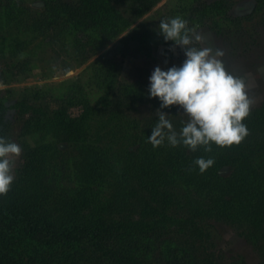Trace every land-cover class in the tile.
<instances>
[{
    "label": "rangeland",
    "instance_id": "374dc122",
    "mask_svg": "<svg viewBox=\"0 0 264 264\" xmlns=\"http://www.w3.org/2000/svg\"><path fill=\"white\" fill-rule=\"evenodd\" d=\"M64 3L79 7L80 15L65 13ZM54 5L60 9L50 11ZM44 13H51L54 21L41 30L35 26ZM175 16L187 20L188 26L201 34L197 47L223 50L220 59L225 68L244 81L250 107H258L264 100V0H0V98L5 106L2 132L21 146L19 156L13 158L15 178L23 175L32 157H37L31 174L19 184L18 195L10 193L9 188L2 199L23 212L53 218L60 225L73 221L97 224L103 218L108 226H103V236L116 246L121 242L114 220L123 217L134 222L130 224L134 231L143 220L148 234L152 231L161 241L190 246L199 260L210 264H262L264 240L248 241L240 235L242 229L224 219H204L199 226H190L178 222L183 214L175 210L165 211L175 214L172 218L163 214L149 220L142 217L141 193L136 194L133 187H138L140 179L151 182L160 174L159 169L171 173L164 163L143 165L142 152L129 154L139 142L140 131L133 126L134 120L142 122L156 115L159 100L132 103L123 108L124 114L105 122L100 105L105 84L99 86L100 77L93 65L100 57L115 63L110 69L114 80L108 83L113 91L116 79L148 85L155 66L166 70L185 58L183 49L171 40L165 41L159 31L160 19ZM147 27L152 29L151 47L141 49L143 43L132 38L123 44L131 31ZM105 28L112 35L103 31ZM70 92L84 96L75 100L68 96ZM63 98L68 102L67 114L83 118L84 129L76 135L68 133L50 113L62 107L59 100ZM85 98L93 110H85L80 103ZM174 106L176 116L165 108L161 110L186 121L183 109ZM37 108L48 110L50 120L37 123L33 116L42 114ZM95 148L103 164L113 167L105 170L103 178L79 180L78 168ZM125 170L130 175H124ZM228 171L224 168L220 173ZM57 173L61 177H56ZM82 182L88 184L86 188ZM249 211L233 210L237 218L234 224H256ZM18 239L15 248L24 255L27 246ZM40 252L48 254L46 250ZM85 262L95 264L89 257ZM146 263L166 264L159 251Z\"/></svg>",
    "mask_w": 264,
    "mask_h": 264
},
{
    "label": "trees",
    "instance_id": "16d2710c",
    "mask_svg": "<svg viewBox=\"0 0 264 264\" xmlns=\"http://www.w3.org/2000/svg\"><path fill=\"white\" fill-rule=\"evenodd\" d=\"M48 1L44 0V3ZM63 6L65 13L70 11L74 15L76 13L80 15L79 7L67 3ZM59 9L58 5H54L50 11ZM41 15L35 27L42 30L53 23L54 17L51 13L48 16L46 13ZM47 17L51 19L47 21L45 19ZM103 31L111 32L107 28ZM151 33L150 27L136 32L131 31L123 38V44L125 40L132 38L138 43H143L140 46L141 49L149 48L153 45ZM95 43L98 44V41L96 40ZM144 54L147 55V51ZM114 66L115 63H107L100 57L92 67L100 77L99 86L102 87V83L105 84L103 86L105 92L100 103L101 109L104 110L103 115L106 116L105 122L108 120L111 122L114 119L112 116L118 118V115L124 114L123 108L131 107L132 103L158 100L147 94L148 85L138 81L120 82L116 79L117 87L113 91L108 83L114 80L110 73V69ZM117 74L116 72V78ZM68 96L76 100L84 94L70 92ZM59 101L62 107L50 113H53L57 121L63 124L68 133L76 135L77 132L78 134L84 129V122L81 121L83 118L70 117L67 114V100L63 98ZM80 101L85 110L92 108L87 98ZM4 108L0 98V135L5 137L2 132ZM165 109L176 116L174 105ZM35 110L42 113L38 117L33 116L37 123L50 120L48 110L40 108ZM169 119L176 129H180L183 118L169 116ZM157 120L158 116L154 114L142 122L134 120L133 125L140 131L139 142L136 150H130L129 154L135 155L138 151L142 152V160L145 161L143 165L159 162L167 164L171 170V173H168L159 169L160 174L154 175L151 182H148L147 178L145 182L140 179L138 187H133L136 194L141 193L139 205L142 217L149 220L163 214L172 218L171 216L175 214H167L165 211L175 210L183 214L178 222L181 225L190 226H199L204 219H224L234 227L242 229L239 233L248 241L264 240V100L258 107H250L249 114L244 118L248 134L239 143L222 147L213 142L211 151H204V146H198L195 151H192L185 145L172 146L167 141L154 147L147 137L151 134ZM34 151L36 155L37 150ZM98 156L100 154L97 148L86 155L78 168L79 180L82 178L83 181H92L103 178L105 170L113 167L109 163L103 164L104 159ZM200 156L214 159V164L204 172H200L198 165L195 164V159ZM36 158L32 157L24 168L23 175L12 181L10 193L15 192L14 194L18 195V191H21L19 184L31 174ZM224 168H228L227 174L220 173V170ZM129 173L125 170L124 175ZM55 176L61 177L58 173ZM85 183L83 184L86 188L85 185L88 184ZM235 209H243L246 213L252 210L251 214L258 222L255 224L253 221L249 226H241L238 222L234 224L233 221H237L233 212ZM96 223L81 224L73 221L60 225L53 218L23 212L15 204L4 202L0 195V264H87L85 261L88 257L95 264H147L146 262L158 251L161 260L166 264H210L207 260H199L190 246L172 240L161 241L152 231L148 234V231L143 229V223L145 224L143 220L136 224L135 231V228L130 226V224L133 226L134 222L124 220L123 217L114 220V226L120 233L118 240L121 244L117 246L116 243L107 242L103 236L102 231L107 226L106 220L100 218ZM19 237L27 246L24 255L15 248V245L19 244ZM42 250H46L48 254H42L40 252Z\"/></svg>",
    "mask_w": 264,
    "mask_h": 264
},
{
    "label": "clouds",
    "instance_id": "9594fccd",
    "mask_svg": "<svg viewBox=\"0 0 264 264\" xmlns=\"http://www.w3.org/2000/svg\"><path fill=\"white\" fill-rule=\"evenodd\" d=\"M159 31L165 41L171 40L183 49L185 58L166 70L155 66L148 77L147 94L160 101L158 120L148 140L154 147L167 141L192 151L198 146L211 151L213 142L222 147L239 143L248 134L244 118L249 114L251 99L244 81L225 68L220 59L223 50L197 47L201 34L180 16L160 19ZM171 105H179L188 117L179 131L169 119L170 113L161 110ZM20 152L18 143L0 135V195L8 192L15 179L13 158ZM195 164L204 172L214 159L200 156Z\"/></svg>",
    "mask_w": 264,
    "mask_h": 264
}]
</instances>
